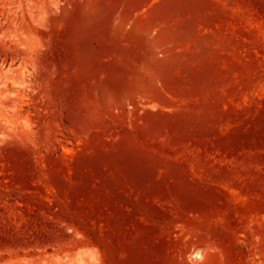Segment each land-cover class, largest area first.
I'll return each mask as SVG.
<instances>
[{"label":"rangeland","instance_id":"1","mask_svg":"<svg viewBox=\"0 0 264 264\" xmlns=\"http://www.w3.org/2000/svg\"><path fill=\"white\" fill-rule=\"evenodd\" d=\"M0 264H264V0H0Z\"/></svg>","mask_w":264,"mask_h":264}]
</instances>
